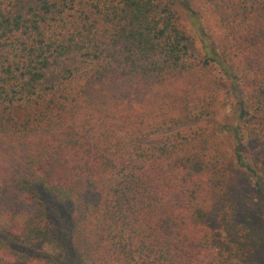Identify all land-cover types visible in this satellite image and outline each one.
Returning <instances> with one entry per match:
<instances>
[{
	"label": "trees",
	"instance_id": "trees-1",
	"mask_svg": "<svg viewBox=\"0 0 264 264\" xmlns=\"http://www.w3.org/2000/svg\"><path fill=\"white\" fill-rule=\"evenodd\" d=\"M236 166L264 183V0H0V264H63L12 246L48 242L38 185L81 264H233Z\"/></svg>",
	"mask_w": 264,
	"mask_h": 264
},
{
	"label": "rangeland",
	"instance_id": "rangeland-1",
	"mask_svg": "<svg viewBox=\"0 0 264 264\" xmlns=\"http://www.w3.org/2000/svg\"><path fill=\"white\" fill-rule=\"evenodd\" d=\"M196 9V7H195ZM185 19L192 36L198 44L193 48L194 54H199L203 39H200L197 28L190 19L186 10ZM209 32L208 29H206ZM192 45V44H191ZM195 45V44H193ZM200 49V50H198ZM206 124L204 119H194L181 128H197ZM177 129L163 130L142 144L149 146L165 135ZM227 140V145L234 156L235 143L230 134L222 135ZM257 142L245 137L244 150L247 156L257 147ZM42 202L44 203L46 221L48 223V242L38 247L22 246L12 243V246L26 257L47 258L51 254L58 255L54 247L58 246L63 264H81L72 246L73 234V204L67 199H60L55 194L36 186ZM227 208L233 213L232 222L228 226L220 223V212ZM207 225L212 229H220L237 246V253L233 264H264V183L257 184V177L247 169H232L231 183L228 194L217 203L210 211ZM58 250V251H59Z\"/></svg>",
	"mask_w": 264,
	"mask_h": 264
}]
</instances>
